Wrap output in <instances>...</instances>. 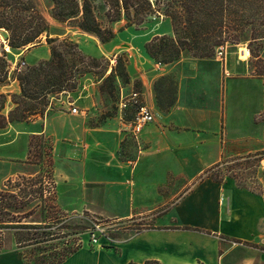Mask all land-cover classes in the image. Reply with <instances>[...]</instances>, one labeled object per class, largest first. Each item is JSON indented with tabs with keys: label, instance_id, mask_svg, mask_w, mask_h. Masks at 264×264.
<instances>
[{
	"label": "crops",
	"instance_id": "crops-1",
	"mask_svg": "<svg viewBox=\"0 0 264 264\" xmlns=\"http://www.w3.org/2000/svg\"><path fill=\"white\" fill-rule=\"evenodd\" d=\"M0 37L7 39L8 33ZM109 45L101 43L92 56L105 55L101 47ZM49 57L47 54L39 60ZM193 60L180 59L156 75L153 72L159 69L155 65L150 71L139 67L140 92L155 121L142 131L139 150L131 160L118 156L123 139L131 136L120 113L98 128L88 127L82 113L73 114L68 109L0 129V189L24 174L31 165V138L45 135L54 142L57 201L65 213L89 212L119 221L163 209L155 229L114 240L107 248L82 247L62 264H142L148 260L215 264L217 252L225 256L234 251L230 243H238L232 241L249 243L254 250L264 247L262 196L238 188L232 180L222 184L210 178L195 182L224 154L244 155L264 149V122L255 121L264 110V98L251 107L247 120L237 119L243 130L245 123L252 130H261L262 138L245 135L231 139L227 130L231 86L262 81L253 75L229 77L232 68L219 60ZM170 73L177 76L178 95L165 113L156 104L154 83ZM223 125L227 139L222 143ZM12 244L0 252V264H24L15 240ZM209 250L211 253L205 255Z\"/></svg>",
	"mask_w": 264,
	"mask_h": 264
},
{
	"label": "rangeland",
	"instance_id": "rangeland-1",
	"mask_svg": "<svg viewBox=\"0 0 264 264\" xmlns=\"http://www.w3.org/2000/svg\"><path fill=\"white\" fill-rule=\"evenodd\" d=\"M77 1L80 7L78 18L82 21L83 4L85 0ZM86 1L91 5L92 16L98 22L100 27L105 29L110 28L115 32V38L109 42L111 45L101 47V52L105 54L103 56H92L95 52V48L101 46V41L96 35L73 27L74 25H77L78 21H56L52 17V9L54 5L52 0H34L37 8L49 24V35L51 38L57 39L58 42L64 39H69L71 42L77 43L80 50L85 55L96 59L97 62L95 63L97 65L95 68H90L87 65H84V63L78 58H73L66 54L58 42L53 44V46H55L64 56L66 65L71 69L72 78L71 81H69V85H72L75 88L71 91H63L59 94L51 95L48 98V104L45 107L46 110L44 117L52 112L68 110L70 108L68 102H70L78 109V114L82 113L88 127L98 128L118 117L122 89L125 94H129L131 91L140 92L142 90V83L138 75V69L140 66L148 68L150 71L155 65V67L159 69L157 72H153V74L156 75L159 73H165V66H172L180 61V59H185L186 61V59L193 60L196 58H193L188 52H183L177 61L169 64H161L151 58L146 50L147 46L155 38H163L171 42L179 37H184V34H179V36L174 34L172 20L166 16V14H169L168 12L170 10H173L171 6H177L175 7V10L183 13L180 3H177L179 0H151L152 12L145 17V22L139 26L133 25L131 27H127L124 20L116 23L108 21L107 12L109 6L107 0ZM91 19L92 18L89 17L85 23L92 24L93 22ZM5 32V30H0V34H4ZM248 34L249 30H246V33L242 35L243 41L239 44L226 43L223 45L227 46L228 69L232 68L233 70L230 71L229 77H252L250 51L247 59H244L246 50H249V42L246 40ZM6 45L9 47L8 40ZM0 46L4 47V43L1 42ZM50 46L51 45L46 42V35H44L40 41L27 48V51L29 52L25 51L20 54L24 49L12 50L10 47V52L5 50L7 54L6 59L10 66L8 70L9 78L5 85L0 86V116L8 118L10 111L15 107L12 95L21 94L20 85L16 80L15 71L17 72L18 70L19 72V70H25L26 68L38 67L39 64L44 61L43 59H39L46 57L47 54H50L48 59L50 60ZM253 47H255L258 54L264 58V42L255 43L253 44ZM117 56L120 58L117 59ZM210 59L217 60L216 52L215 56ZM22 63H25V67L20 68V64ZM113 69L116 70L115 75L111 79L106 80ZM85 71H87V73ZM262 83L263 82L260 84L257 80H250L239 82L233 87L231 86L230 90H232L233 94L229 97L228 112L229 116H231V120L228 121L227 125L228 135L231 139H235L236 137L241 138L245 135L262 138L263 134L261 130H252L248 127L247 123H245V130H243L239 126V121H237L239 117L247 120L250 116L251 107H254L264 98V83ZM154 92L158 108L162 112H168L166 111V108L169 106L170 102H172V100L176 102L177 100L178 80L176 74L170 73L158 78L154 83ZM125 117L126 119H131V113L127 112ZM255 121L264 122V110L260 115H256ZM225 132L223 125L221 132L222 143L227 139L224 135ZM138 150L137 141L132 136H126L120 145L118 156L123 161L131 160L135 157V152L137 153ZM262 151H264V149L248 154ZM248 154H224L221 161H228L221 166L215 174L222 177V183L226 180H232L238 188L245 186L249 191L264 198V155L262 157L255 156L250 159H242L243 156H247ZM238 156H240L241 159L236 160L235 157ZM28 163L31 165L27 166L24 174L10 180L13 182H20V178L24 176L28 177L33 174L32 177L35 179L40 178L42 181L43 195L39 197V199L33 200L30 208L39 204L40 206H43L44 213L43 215L39 213L26 221H47V223H50L52 226L51 229H46L47 233H51L54 236V238L50 239V242L47 244L50 246L48 247L49 252L46 253L47 257H49L50 254L61 253L63 250L71 246L93 248L90 244L93 235H96L95 238L99 240L96 246L98 249L107 248L114 240L124 238L125 236L129 237L141 233L144 230L154 228L155 220L162 215V208L119 221L116 219H106L89 212L77 215L65 213L60 208L57 201V186L55 181L56 163L53 140L45 135L37 137L33 142L31 154L30 156L28 155ZM203 177H205L204 173L195 182L201 181V179H204ZM7 182H5V184H7ZM39 187L40 184L32 187V189L37 190ZM53 206H57L58 209L55 211V215L52 212ZM97 227L99 229H97ZM13 236V231H4L1 251H6L11 248L13 245L12 241L15 240V236L14 239ZM100 245L102 247H100ZM230 245L233 247L235 246L233 249L234 251L225 256H223L221 251L219 253L217 252L215 264H264L263 246L260 250H254L243 244L234 245L230 243ZM25 251L27 256H30V250L27 249ZM191 252L193 254V250ZM209 253H211L210 250L208 253H205V255ZM38 254L39 253H36V255ZM192 254L190 256L191 259L193 258ZM39 258H42V255H40ZM30 263L31 260H29V264ZM199 264L206 263L201 261Z\"/></svg>",
	"mask_w": 264,
	"mask_h": 264
},
{
	"label": "trees",
	"instance_id": "trees-1",
	"mask_svg": "<svg viewBox=\"0 0 264 264\" xmlns=\"http://www.w3.org/2000/svg\"><path fill=\"white\" fill-rule=\"evenodd\" d=\"M52 1L54 4L52 17L56 21H78L77 25L73 27L96 35L103 44L109 43L115 38L113 29L101 28L93 18L92 7L86 0L83 4L82 21L78 18L80 7L77 0ZM107 1L109 6L108 21L116 23L124 20L127 27L143 24L145 17L152 12L151 0ZM177 3H180L184 15L175 10L177 6H171L173 10H170L166 16L172 20L174 34L178 36L184 34V37H179L171 42L167 39L155 38L146 48L151 58L161 64H169L177 61L183 52H188L196 59H210L215 56L218 47L226 43H241L242 35L246 33V30H249L246 40L249 42L252 75L264 83V58L253 47L255 43L264 42V0H179ZM89 17L92 18V24L85 23ZM0 30H5L8 33V45L12 50L28 48L40 41L44 35H46V42L51 45L50 60L42 61L38 67L15 71L21 94L12 95L15 107L10 111L8 118L0 116V129H4L10 123L44 117L45 107L51 95L71 91L75 87L69 85L72 78L71 69L66 65L64 56L53 46L58 40L50 37L49 24L34 0H0ZM58 43L66 54L78 58L84 65L90 68L97 66L96 59L85 55L77 43H73L69 39ZM6 58L7 54L4 50L3 55L0 56V86L5 85L9 78L10 65ZM119 58L117 56V59ZM85 72L87 73V71ZM115 72L116 70L113 69L106 80L111 79ZM174 102V100L170 102L166 111L171 109ZM124 119L125 121L131 120L126 119L125 116ZM37 137L39 136H34L30 140L29 156L33 142ZM263 155L264 151L248 154L242 159L262 157ZM235 159L239 160L241 157L238 156ZM227 161H220L207 169L203 178H210L222 184V177L215 173ZM20 179V182L9 180L0 189V251L3 246V233L10 230L14 232L15 243L23 257L24 264H29V260H31L30 264H62L82 247L71 246L61 253L50 254L47 257L46 253L49 252L48 247H50L47 244L54 236L47 233L46 229H51L52 226L47 221H26L39 213L41 215L44 213L43 206L39 204L30 208L33 200L39 199L43 195L42 181L31 175ZM38 184L40 187L33 190L32 187ZM240 188L247 189L245 186ZM52 209L55 215V211L58 210L57 206H53ZM151 229H155V227ZM232 242L254 247L249 243ZM27 249L30 250V256H27L25 251ZM36 253H39V256L42 255V258H39ZM142 264L161 263L157 260H148Z\"/></svg>",
	"mask_w": 264,
	"mask_h": 264
},
{
	"label": "built area",
	"instance_id": "built-area-1",
	"mask_svg": "<svg viewBox=\"0 0 264 264\" xmlns=\"http://www.w3.org/2000/svg\"><path fill=\"white\" fill-rule=\"evenodd\" d=\"M4 43V47L0 46V56L3 55L4 50H6L7 39L0 37V43ZM7 51V50H6ZM227 46H220L216 50V58L221 63H227ZM25 67V63L20 64V68ZM70 112L73 114H78V109L74 107L73 103L68 102ZM133 113V118L130 121H125L124 116L127 112ZM119 113L123 116L125 121V126L129 131V134L138 142L139 136L142 131L148 125L154 123L155 116L153 111L144 103L141 92L131 91L129 94H125L124 90H121V97L119 102ZM97 229H99L97 227ZM96 235H93L90 241L91 246L96 247L99 240H97ZM101 246V245H100Z\"/></svg>",
	"mask_w": 264,
	"mask_h": 264
},
{
	"label": "bare ground",
	"instance_id": "bare-ground-1",
	"mask_svg": "<svg viewBox=\"0 0 264 264\" xmlns=\"http://www.w3.org/2000/svg\"><path fill=\"white\" fill-rule=\"evenodd\" d=\"M6 50H7L8 52H10V48H9L8 46L6 47ZM248 55H249V50H246V53H245V56H244V59H245V60L247 59Z\"/></svg>",
	"mask_w": 264,
	"mask_h": 264
},
{
	"label": "water",
	"instance_id": "water-1",
	"mask_svg": "<svg viewBox=\"0 0 264 264\" xmlns=\"http://www.w3.org/2000/svg\"><path fill=\"white\" fill-rule=\"evenodd\" d=\"M25 49H27V48H25ZM25 49H24V50H25Z\"/></svg>",
	"mask_w": 264,
	"mask_h": 264
}]
</instances>
